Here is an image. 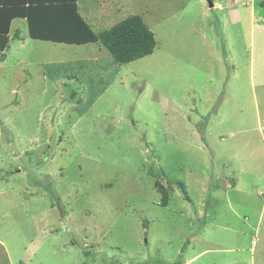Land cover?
Returning a JSON list of instances; mask_svg holds the SVG:
<instances>
[{
	"label": "rangeland",
	"instance_id": "rangeland-1",
	"mask_svg": "<svg viewBox=\"0 0 264 264\" xmlns=\"http://www.w3.org/2000/svg\"><path fill=\"white\" fill-rule=\"evenodd\" d=\"M76 3L96 34L141 16L155 48L117 63L15 20L0 264H264V79L250 68L264 73V48L250 55L264 0Z\"/></svg>",
	"mask_w": 264,
	"mask_h": 264
},
{
	"label": "trees",
	"instance_id": "trees-1",
	"mask_svg": "<svg viewBox=\"0 0 264 264\" xmlns=\"http://www.w3.org/2000/svg\"><path fill=\"white\" fill-rule=\"evenodd\" d=\"M15 18L26 19L33 39L76 45L99 42L117 63L143 58L155 48L153 32L139 15L96 34L79 14L76 0H0V52L9 48L10 25ZM161 193L166 198L164 191Z\"/></svg>",
	"mask_w": 264,
	"mask_h": 264
},
{
	"label": "crops",
	"instance_id": "crops-1",
	"mask_svg": "<svg viewBox=\"0 0 264 264\" xmlns=\"http://www.w3.org/2000/svg\"><path fill=\"white\" fill-rule=\"evenodd\" d=\"M229 10L231 12H233L232 13V16L234 17L233 18V22H235V21L236 22H240L241 21V13L239 14L237 8L235 9V7H233L231 9H229ZM262 17L263 16H260L261 20L260 19H259V21L256 20L257 24H256V21H255V18L253 20V24H252L253 27L251 29L252 34H251V40H250V46H251L250 47V55L252 54V48L254 49V47H256V46H261L262 49L264 48V20H262ZM17 19L19 20V22H17L18 24L24 23V21H25V23L27 25V21H26L25 18H15L11 22V25H10L11 28H12V25L14 24L15 20H17ZM236 24H238V23H236ZM11 28H10V30H11ZM15 34L13 36H15ZM17 38H19V37H17ZM254 65H256V62L253 59V56H251V59H250L251 75L252 76L257 75L258 76V81L264 79V73L262 75L259 74L257 72V69L254 68ZM0 242H2V241L0 240ZM6 252H7V250H6Z\"/></svg>",
	"mask_w": 264,
	"mask_h": 264
},
{
	"label": "water",
	"instance_id": "water-1",
	"mask_svg": "<svg viewBox=\"0 0 264 264\" xmlns=\"http://www.w3.org/2000/svg\"><path fill=\"white\" fill-rule=\"evenodd\" d=\"M209 6L213 7V2L209 1Z\"/></svg>",
	"mask_w": 264,
	"mask_h": 264
}]
</instances>
